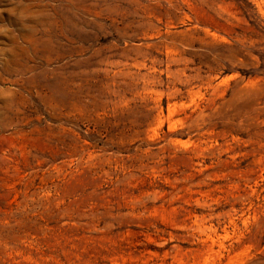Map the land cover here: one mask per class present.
Wrapping results in <instances>:
<instances>
[{
  "label": "rangeland",
  "instance_id": "rangeland-1",
  "mask_svg": "<svg viewBox=\"0 0 264 264\" xmlns=\"http://www.w3.org/2000/svg\"><path fill=\"white\" fill-rule=\"evenodd\" d=\"M0 264H264V0H0Z\"/></svg>",
  "mask_w": 264,
  "mask_h": 264
}]
</instances>
